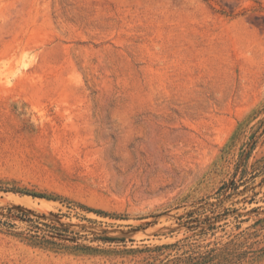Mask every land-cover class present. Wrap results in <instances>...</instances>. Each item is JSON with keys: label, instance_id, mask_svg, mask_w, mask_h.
<instances>
[{"label": "rangeland", "instance_id": "obj_1", "mask_svg": "<svg viewBox=\"0 0 264 264\" xmlns=\"http://www.w3.org/2000/svg\"><path fill=\"white\" fill-rule=\"evenodd\" d=\"M186 261L264 264V0H0V264Z\"/></svg>", "mask_w": 264, "mask_h": 264}, {"label": "trees", "instance_id": "obj_2", "mask_svg": "<svg viewBox=\"0 0 264 264\" xmlns=\"http://www.w3.org/2000/svg\"><path fill=\"white\" fill-rule=\"evenodd\" d=\"M82 208H84V207H82ZM86 210H88V209H86ZM105 240H108V241H115V240H117V239L107 238V239H105ZM186 262H187V264H198V263H196L195 261H186Z\"/></svg>", "mask_w": 264, "mask_h": 264}]
</instances>
